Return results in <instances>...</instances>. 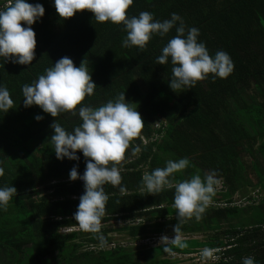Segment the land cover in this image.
<instances>
[{
	"label": "trees",
	"instance_id": "trees-1",
	"mask_svg": "<svg viewBox=\"0 0 264 264\" xmlns=\"http://www.w3.org/2000/svg\"><path fill=\"white\" fill-rule=\"evenodd\" d=\"M27 2L44 7L43 17L31 26L35 57L30 65L0 58V85L14 101L7 113L0 112V187L17 190L7 210L0 211V264H186L160 244L138 242L152 234L174 235L175 184L197 174L203 178L210 170L221 187L214 186L200 220L193 217L181 225L182 234L207 237L182 239L185 247H173V253L192 254L205 246L215 259L188 264H242L249 256L264 264V0H133L128 17L148 11L163 21L176 13L186 31L199 29L198 40L210 56L223 50L234 64L226 78L209 74L190 89L175 91L169 87L170 59L156 63L175 27L163 37L154 34L142 50L122 47V23H98L87 10L62 19L52 0ZM65 56L76 67L84 60L97 86L83 106L99 107L124 92L144 122L116 164L125 191L103 185L108 200L99 234L83 232L73 219L84 189L83 181L69 180V171L77 166L83 174L85 158L77 151L79 160H58L50 140L54 120L71 132L80 119L68 112L54 118L23 103L22 86ZM37 115L43 119L35 120ZM185 157L189 166L173 173L168 186L148 192L145 173ZM249 185L259 188L262 198L235 205L233 194ZM114 221L122 224L113 227ZM123 238L133 243L124 244Z\"/></svg>",
	"mask_w": 264,
	"mask_h": 264
},
{
	"label": "clouds",
	"instance_id": "clouds-1",
	"mask_svg": "<svg viewBox=\"0 0 264 264\" xmlns=\"http://www.w3.org/2000/svg\"><path fill=\"white\" fill-rule=\"evenodd\" d=\"M132 3L133 0H52L56 13L62 19L87 10L98 23H122L126 32L122 47L136 46L142 50L154 34L163 37L175 27L176 35L168 40L156 58L158 65L170 59L173 67L169 87L173 91L190 89L209 74L226 78L233 71L234 64L228 53L219 50L210 56L205 43L198 40L199 29L189 27L186 31L184 21L178 14L172 13L169 19L163 21L154 19L148 11L128 17L126 10ZM43 15L44 7L40 3L8 0L7 6L0 8V58L13 64L30 65L35 57L36 46L35 32L31 26ZM96 87L86 62L82 60L79 67H76L65 56L52 64V67L46 68L44 74L39 75L34 82L23 85L22 94L25 107L36 105L54 118L68 112L80 119L81 123L71 132L54 120L50 125L53 130L50 140L58 160H79L77 151L85 158L83 174L78 173L77 166L69 171V180L83 181L84 189L73 219L83 232L99 234L108 200L103 185L120 186V191H125L116 164L124 158L130 142L138 136L144 122L136 108L125 101L124 92L99 107L83 106L81 102L85 96H91ZM13 104L9 90L0 85V112L7 113ZM41 119L42 116L35 117L37 121ZM139 150V147L135 149L137 152ZM189 163L186 157L168 160L163 168L145 173L142 183L149 193H158L169 185L168 178L173 173L184 170ZM3 174L0 168V175ZM215 185H221L215 170H210L203 178L197 174L175 184L173 207L176 209L177 223L173 227L174 237L170 239L161 236L159 240L165 253L172 255L173 247H185L181 238V225L186 219H201L215 194ZM16 191L13 186L0 187V211L7 210ZM97 239L103 245V235H98ZM212 253V250L206 248L201 255L202 258H208ZM242 264H255V260L251 256L245 257Z\"/></svg>",
	"mask_w": 264,
	"mask_h": 264
},
{
	"label": "rangeland",
	"instance_id": "rangeland-1",
	"mask_svg": "<svg viewBox=\"0 0 264 264\" xmlns=\"http://www.w3.org/2000/svg\"><path fill=\"white\" fill-rule=\"evenodd\" d=\"M245 185V183H244ZM263 196V192H261L259 190V188H254L252 186L249 185V187H243L242 190H239L238 192L234 193L232 196V200H234L236 203L235 205L237 206H243V205H247L251 202V200H248V198H253L256 201H258L260 198H262ZM252 203V202H251ZM252 215H249L250 217L253 216V212H251ZM173 217H176V214L173 215ZM243 218L248 219V216H244ZM121 223H119L118 221H114L113 224L111 226L113 227H118L119 225H121ZM64 231V230H61ZM113 235V234H112ZM161 236H168L170 239L174 237L173 234L170 233H161V234H152V236L147 239V240H140L138 243H144L147 247H151L154 245H158L160 237ZM117 238H120L121 235L118 234L116 235ZM207 237V233L204 234H182L181 238L182 239H188V238H194V239H198V240H205ZM122 243H127V245H129L130 243L133 242H129L127 238H123L121 240ZM137 244V243H136ZM207 247L203 246V247H199L197 252H194L192 254H173L172 257H174V259H177L179 262L178 263H193V262H198V261H206L209 259H214L215 257L213 255H211L208 258H202V250L206 249Z\"/></svg>",
	"mask_w": 264,
	"mask_h": 264
},
{
	"label": "built area",
	"instance_id": "built-area-1",
	"mask_svg": "<svg viewBox=\"0 0 264 264\" xmlns=\"http://www.w3.org/2000/svg\"><path fill=\"white\" fill-rule=\"evenodd\" d=\"M7 4H8V0H0V8L7 6ZM220 187H221V185H218V188H220Z\"/></svg>",
	"mask_w": 264,
	"mask_h": 264
}]
</instances>
